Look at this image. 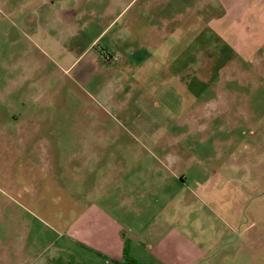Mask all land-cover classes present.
<instances>
[{"label": "rangeland", "instance_id": "374dc122", "mask_svg": "<svg viewBox=\"0 0 264 264\" xmlns=\"http://www.w3.org/2000/svg\"><path fill=\"white\" fill-rule=\"evenodd\" d=\"M30 2L0 0V251L2 243L24 237L25 223L28 264H112L108 256L83 249L65 228L87 208L76 205L82 198L97 207L118 201L102 196L118 195L126 183H108L107 189L100 179L111 174L118 179L128 172L137 180L138 210L121 207L115 213L126 230L125 254L134 261L186 264L195 256L194 264H264V55L235 62L238 71L226 67L228 60L239 58L220 46L226 43L227 19L231 24L235 18L228 14L218 25L207 24L220 32L218 38L203 23L206 38L191 47L181 40L178 50L184 54L174 47L169 54L144 50L138 64L121 48L133 38L101 32L108 24L98 16L101 8L83 17L87 36L72 41L58 36L50 18H40L48 6ZM90 9L79 8L84 13ZM257 25L240 22L234 27L251 36H238L240 46L262 53L263 36L252 34ZM90 41L97 49L106 47L102 59L122 78L124 92L111 91L108 101L111 77L92 72L83 81L78 71L67 69L68 57H78ZM200 45L208 49L196 56ZM212 50L218 53L211 62L215 69L206 53ZM189 65L191 70L185 71ZM213 101L219 105L216 111L210 107ZM98 126L114 134H88ZM21 129L36 134H18ZM175 129L182 132L178 143L179 136L169 137ZM163 143L187 160L182 169L202 166L208 175L221 164L214 159L229 153L226 144L238 150L216 167L212 178L199 175L204 187L200 180L180 184L168 179L167 168L160 175L158 165L167 161L159 145ZM35 153L42 160L39 184L27 177L34 175L30 160ZM113 154L129 166L105 164ZM97 159L103 161L89 168L88 162ZM32 195L36 199L29 203ZM50 206L63 216L51 218Z\"/></svg>", "mask_w": 264, "mask_h": 264}, {"label": "crops", "instance_id": "0c3cea01", "mask_svg": "<svg viewBox=\"0 0 264 264\" xmlns=\"http://www.w3.org/2000/svg\"><path fill=\"white\" fill-rule=\"evenodd\" d=\"M26 2L33 1L34 3H37L38 6L41 8L42 5H46L49 7L48 12L43 15L41 12H39L40 18H50V22L54 24V28L59 33L58 36H64L67 38H70L72 41L75 38H85L86 35V27L85 19L83 20V17L93 16L95 14V8H101V10L98 13V16L100 19H102L103 22H108L106 27L101 32H110L112 31L113 37L120 38L124 35H127L129 38H133L130 42L124 41L121 45V48L125 50V53L129 54L133 57L134 62L141 61V55L144 53V50H151L150 53L153 52V50H160L159 53L161 54H169V51L171 48H176L178 50L180 46V41L187 39L188 42L186 44H189L188 46L191 47V43L195 40H199L200 43L205 35H203V29L202 24H206V32L209 31V33H214L212 35L214 38H218V32L215 30L212 26H209L207 24H216L223 22L224 17L228 18V14L233 16V20L227 19V27H226V35L224 38H226V43L222 44L220 46H225V48L231 50L234 54L236 53V57H233V60H228L229 62L226 67L231 65L230 69H234V71H238V67L235 69V62H250L254 61V57L258 55H264V52L262 53H253L252 49L250 48H244L243 46H240L238 43V36L242 39L244 37H251L249 36V32H241L239 30H236L234 25L236 23L243 22L249 23L252 22L254 24H258L256 27H252L253 31L252 34L256 38L262 37L264 40V32H261L264 30V26L260 27L262 22H264V0H25ZM30 2V3H31ZM59 8L54 9V8ZM92 8L90 10H87V12H82L79 10V8ZM253 8V9H251ZM243 20V21H242ZM260 24V25H259ZM264 25V24H263ZM116 26L114 29L113 27ZM211 27V28H210ZM230 27H233L230 28ZM250 29V28H249ZM234 30H236L234 32ZM205 31V30H204ZM237 34V35H236ZM217 36V37H216ZM210 38V37H209ZM94 40V39H93ZM236 40L235 42H230ZM200 51L197 53L196 56L208 48L202 45H200ZM106 47H101L100 49L95 48L94 41L87 42L84 46V50L81 54H83L82 57L81 54L78 57H68L69 66L67 67L68 70H76L80 73V75L84 79H89V77L92 75V72H100L106 79L108 77L112 78V90L105 93L106 97L105 100L108 101L109 94L111 91L114 92L115 95L122 94L124 92V89L122 86V78L118 75L119 70L111 67L109 63H105L102 59V51H104ZM184 49H181V51L178 50V53L184 54ZM210 55L209 65L211 69H215V65L212 66L213 57L217 56V52L215 53L214 50L211 52H206ZM223 55V53H220L219 56ZM198 58V57H197ZM130 62V61H129ZM246 63V62H244ZM206 65V64H205ZM207 65V67H209ZM190 67V68H189ZM233 67V68H232ZM138 69L139 66H136ZM140 69V68H139ZM186 67L184 68V70ZM201 69V68H199ZM191 70V66L189 65L185 71ZM184 71V72H185ZM196 71V70H194ZM186 76V75H185ZM235 76H231V81L234 79ZM104 81H107V80ZM230 81V80H228ZM107 83V82H106ZM120 83V84H119ZM218 103L213 101V105L211 109H214L215 111L218 109ZM228 119H232L229 117ZM115 129V128H114ZM177 130V129H175ZM90 131H93L92 133ZM110 131H113V129L108 127H94L90 130H88V134H95L99 137L105 135L107 132L108 134H114L110 133ZM115 132V130H114ZM18 134L21 135H33L36 134V131H28L27 129H21ZM87 134V133H86ZM182 132L176 131L172 134H169V137H172L173 135L179 136L177 139L178 143L182 140ZM20 142L25 141V138H19ZM99 140H101L99 138ZM19 142V143H20ZM94 144V143H93ZM163 150V152L166 153V159L167 161L164 163H160L158 165L161 168L160 175H163V168H167L165 171V175L168 179L171 180H179L180 184L186 183V181L190 180H200L203 182L204 187L205 183L203 179H200L199 175L203 174L204 177H211L217 173L216 167H220V165L227 163L230 152L236 151L238 149L230 148L229 144H226L224 146V151H228L226 157L220 158V159H214L216 161H221V164L214 167V170L208 175L205 172L202 173L205 169L201 167H194V169L191 170L190 166L188 169H182L183 164L187 163V160L184 162L181 159V156L178 155V152L176 149H168V145L166 146L165 143L159 144ZM94 146V145H93ZM105 146V145H104ZM2 147H7L6 145H3ZM87 146L82 147V149H86ZM106 147V146H105ZM120 147V146H118ZM245 149V148H244ZM36 150V149H35ZM104 150V149H103ZM122 150V149H120ZM128 150V149H125ZM90 151H98L96 148L91 149ZM109 151V150H107ZM217 156L218 154H214ZM116 155L113 154L111 157L108 158V161L105 164H108L109 167L115 168V166H121L120 164L124 165L123 167L129 166L128 161L127 163L122 161L120 158H116ZM120 160L117 161V163H114V160ZM154 159L156 157L154 156ZM31 161V165L35 167L34 169V175L27 176L28 180H33L38 182L39 184V175L42 172V160L40 158V154H34ZM100 161H103L102 159H97L89 161L88 165L89 168L95 167L96 165L100 164ZM105 164L103 167H105ZM101 167V168H103ZM108 167V168H109ZM102 170V169H101ZM115 171V169L113 170ZM38 172V175L36 176V173ZM103 173L102 171H99ZM120 172V171H119ZM118 172V173H119ZM168 172V173H167ZM170 173V175H169ZM213 174V175H212ZM124 177H119L117 179V175H110L105 177H101L100 180L104 181V184L107 189H109L108 183H114L117 186L121 185L123 182L126 183L125 187H122L121 185V193H118L116 195L115 192H111L109 194H104L102 198L104 199H112V195L117 198L118 201L114 203L105 205L104 207H101L98 205V207L94 204L85 203V198H82L81 202H78L76 205H81V208L83 205H85L84 210L78 215L76 218L70 219L67 223V226L65 228L67 234L69 237L75 240L77 244L82 246L83 249H86L87 251H98L101 254H104L108 256V258L116 259V260H122L125 249H124V237L126 236V231L122 224L119 223V219L117 217V214L115 211L118 212L119 208L124 207L126 212H131L132 210H138L136 208V200L138 199V193H137V180L135 177H132V175H128V172L124 174ZM172 176V177H171ZM26 177V178H27ZM220 177V176H219ZM161 179H164L162 177ZM55 185L57 184V181L53 182ZM42 184V182H41ZM32 192H34L33 188L31 187V183L28 184ZM202 188V191L204 189ZM105 190V192L107 191ZM208 189V188H207ZM205 189V190H207ZM211 189V188H210ZM201 192V190L199 191ZM142 195V193H141ZM118 196V197H117ZM72 201H74V197H70ZM33 199H36V196L32 195L31 200H29V203H33ZM154 201V199H152ZM35 204V203H34ZM40 207H44L41 203H37ZM86 204H90L89 206H86ZM38 206V207H39ZM49 211V208L46 209ZM30 212L31 210L28 209ZM121 211V209H120ZM50 217L52 218L55 216L56 219L59 217H62V212L56 213L54 210H52V207L50 206V211L48 212ZM119 213V212H118ZM130 213H128L129 215ZM57 215L59 217L57 218ZM120 217V214H119ZM54 218V217H53ZM164 225V224H163ZM23 232H25V235L23 238L19 237L18 240L15 241H8L4 242L5 244H1L2 248L0 251V264H28V260H31V256L25 257L24 256V247H26V241H27V225L25 223L21 224ZM129 229V227L127 226ZM156 228H159L156 226ZM161 231L163 229L160 228ZM130 230V229H129ZM30 232V231H29ZM170 232L167 231V236ZM35 237L33 236V239ZM24 245V247H23ZM91 249V250H90ZM154 250V249H153ZM154 253L158 252L157 250L153 251ZM98 254V253H97ZM100 255V254H99ZM128 255V254H127ZM196 258L195 256H191V258H188L186 261V264H194ZM141 261V260H140ZM150 260H143L142 262H149ZM171 263H176L175 261H171Z\"/></svg>", "mask_w": 264, "mask_h": 264}, {"label": "trees", "instance_id": "16d2710c", "mask_svg": "<svg viewBox=\"0 0 264 264\" xmlns=\"http://www.w3.org/2000/svg\"><path fill=\"white\" fill-rule=\"evenodd\" d=\"M112 264H140L130 258L127 254H124L122 260L112 259Z\"/></svg>", "mask_w": 264, "mask_h": 264}, {"label": "built area", "instance_id": "2783aa9c", "mask_svg": "<svg viewBox=\"0 0 264 264\" xmlns=\"http://www.w3.org/2000/svg\"><path fill=\"white\" fill-rule=\"evenodd\" d=\"M107 59H109V58H107Z\"/></svg>", "mask_w": 264, "mask_h": 264}]
</instances>
